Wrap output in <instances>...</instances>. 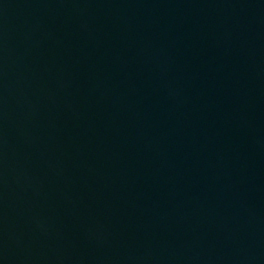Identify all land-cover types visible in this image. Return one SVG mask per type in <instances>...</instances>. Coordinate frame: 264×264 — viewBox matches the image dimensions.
Listing matches in <instances>:
<instances>
[{
  "label": "water",
  "instance_id": "water-1",
  "mask_svg": "<svg viewBox=\"0 0 264 264\" xmlns=\"http://www.w3.org/2000/svg\"><path fill=\"white\" fill-rule=\"evenodd\" d=\"M0 264H264V0H0Z\"/></svg>",
  "mask_w": 264,
  "mask_h": 264
}]
</instances>
